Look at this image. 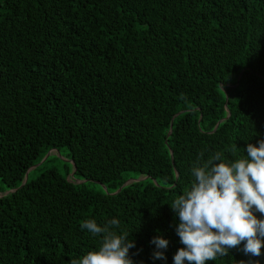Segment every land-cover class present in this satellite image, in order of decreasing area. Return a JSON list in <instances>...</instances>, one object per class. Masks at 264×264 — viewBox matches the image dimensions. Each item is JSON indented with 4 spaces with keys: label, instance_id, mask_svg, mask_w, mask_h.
Wrapping results in <instances>:
<instances>
[{
    "label": "trees",
    "instance_id": "trees-1",
    "mask_svg": "<svg viewBox=\"0 0 264 264\" xmlns=\"http://www.w3.org/2000/svg\"><path fill=\"white\" fill-rule=\"evenodd\" d=\"M260 140L264 0H0V264L98 250L89 219L174 264L192 167ZM242 248L207 264H264Z\"/></svg>",
    "mask_w": 264,
    "mask_h": 264
},
{
    "label": "clouds",
    "instance_id": "clouds-1",
    "mask_svg": "<svg viewBox=\"0 0 264 264\" xmlns=\"http://www.w3.org/2000/svg\"><path fill=\"white\" fill-rule=\"evenodd\" d=\"M258 144L249 143L247 155L234 161L224 162L216 153L202 166L192 167L190 189L170 205L178 216L176 232L184 246L174 255V264H207L241 244L245 255H262L264 218L256 213L264 217V140ZM233 150L239 149L234 145ZM119 225L117 219L102 226L85 220L81 227L94 237L102 236L100 246L70 264H135L130 255L135 241L129 239L131 234L114 231ZM151 243L157 249L154 258L166 259L163 250L169 242L156 236Z\"/></svg>",
    "mask_w": 264,
    "mask_h": 264
},
{
    "label": "rangeland",
    "instance_id": "rangeland-1",
    "mask_svg": "<svg viewBox=\"0 0 264 264\" xmlns=\"http://www.w3.org/2000/svg\"><path fill=\"white\" fill-rule=\"evenodd\" d=\"M55 156H56L59 160L64 161V158H63V157H59L58 154H55ZM58 163H59V161H57L55 164L57 165ZM37 175H38V172L33 173L31 177L34 178V177L37 176ZM0 187H3L2 184H0Z\"/></svg>",
    "mask_w": 264,
    "mask_h": 264
}]
</instances>
